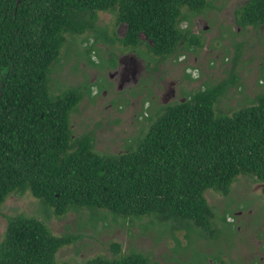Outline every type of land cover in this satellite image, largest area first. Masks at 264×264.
<instances>
[{
  "label": "trees",
  "instance_id": "obj_1",
  "mask_svg": "<svg viewBox=\"0 0 264 264\" xmlns=\"http://www.w3.org/2000/svg\"><path fill=\"white\" fill-rule=\"evenodd\" d=\"M208 6L207 0H0V205L10 193L29 192L55 216L89 209L92 224L103 218L99 212L148 217L169 231L185 230L190 245L216 226L205 191L226 196L233 180L248 174L262 183L264 196V92L231 114L215 112L238 80L234 72L159 106L135 145L116 154L97 152L93 131L72 137L69 118L80 88L49 90L66 36L97 32L99 11L125 24L122 37L105 38L109 44L146 43L149 53L166 58L182 42L201 45L180 21L183 8ZM235 23L264 24V0H247L235 10ZM75 240L52 234L34 217L8 216L0 264H67L56 253ZM111 246L118 256L83 264H156L143 252Z\"/></svg>",
  "mask_w": 264,
  "mask_h": 264
},
{
  "label": "rangeland",
  "instance_id": "obj_2",
  "mask_svg": "<svg viewBox=\"0 0 264 264\" xmlns=\"http://www.w3.org/2000/svg\"><path fill=\"white\" fill-rule=\"evenodd\" d=\"M207 1L209 6L200 12L183 8L185 18L180 21L201 45L182 42L166 58L153 56L146 43L137 48L118 41L109 44L107 38L114 33L120 38L125 31V24H116L112 12H98L100 36L95 31L66 36L60 58L52 65L49 90L58 94L66 88H80L82 98L69 118L72 137L93 131L97 152H124L148 129L159 106L183 101L190 92L230 72L238 80L216 102V113L231 114L264 92V24L241 27L235 23V10L247 0ZM111 54L116 63L106 67ZM261 186L252 175L240 174L226 196L205 191L216 226L211 233L205 232L208 239H194L190 245L185 230L169 231L148 217L122 218L99 212L103 218L92 224L89 209L55 216L52 208L29 192H13L0 205V240L7 217L23 214L43 222L54 235L76 237L56 253L59 263L116 257L119 253L111 244L118 243L121 253L143 252L156 264H264Z\"/></svg>",
  "mask_w": 264,
  "mask_h": 264
},
{
  "label": "flooded vegetation",
  "instance_id": "obj_3",
  "mask_svg": "<svg viewBox=\"0 0 264 264\" xmlns=\"http://www.w3.org/2000/svg\"><path fill=\"white\" fill-rule=\"evenodd\" d=\"M108 59H109V61H108L107 65H106V67H109L111 65L110 58H108Z\"/></svg>",
  "mask_w": 264,
  "mask_h": 264
}]
</instances>
